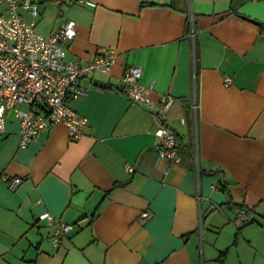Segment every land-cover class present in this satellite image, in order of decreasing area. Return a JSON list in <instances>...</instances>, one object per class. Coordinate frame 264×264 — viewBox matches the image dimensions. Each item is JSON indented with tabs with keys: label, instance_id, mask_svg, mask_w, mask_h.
<instances>
[{
	"label": "crops",
	"instance_id": "crops-1",
	"mask_svg": "<svg viewBox=\"0 0 264 264\" xmlns=\"http://www.w3.org/2000/svg\"><path fill=\"white\" fill-rule=\"evenodd\" d=\"M33 1L47 36L76 22L68 58L110 50L117 58L69 101L89 119L77 140L58 122L23 148L20 121L7 110L0 264H264V0ZM133 64L153 84V105L126 91ZM167 95L175 100L158 113ZM162 115L181 162L159 157ZM14 176L22 182L11 190ZM44 211L75 224L58 245Z\"/></svg>",
	"mask_w": 264,
	"mask_h": 264
},
{
	"label": "built area",
	"instance_id": "built-area-1",
	"mask_svg": "<svg viewBox=\"0 0 264 264\" xmlns=\"http://www.w3.org/2000/svg\"><path fill=\"white\" fill-rule=\"evenodd\" d=\"M2 1L6 4L7 12L0 11V133L6 131V112L11 109L20 121V145L23 148L35 140L43 129L58 122L67 125L72 140L81 138L87 132L89 119L70 106L69 101L88 93L85 80L93 73L109 74L112 71L117 52L110 50L100 53L86 62L68 58L66 44L77 34L74 20H68L59 30L47 36L37 27V2ZM79 1L90 6L97 5L91 0ZM20 7L31 13V20L24 17ZM142 76L141 65H130L124 75V86L134 101L153 105L150 96L153 84H144ZM225 83H232V78L226 77ZM174 100L172 95H167L158 113L168 110ZM160 120L156 131L161 138L159 157L181 162L178 135L163 122L164 115ZM126 168L134 171L130 164H126ZM7 180L11 190L22 182L18 176ZM142 216L147 218L150 213L144 211ZM39 217L55 226L53 240L57 245L63 236L75 228L74 223L65 222L50 211L42 212ZM241 219L250 217L242 213Z\"/></svg>",
	"mask_w": 264,
	"mask_h": 264
},
{
	"label": "trees",
	"instance_id": "trees-1",
	"mask_svg": "<svg viewBox=\"0 0 264 264\" xmlns=\"http://www.w3.org/2000/svg\"><path fill=\"white\" fill-rule=\"evenodd\" d=\"M261 33L264 34V24L261 25ZM86 82V80H85ZM87 83V82H86ZM195 150H196V142L194 141H191L189 144H188V153L190 155L191 158H195ZM224 253V252H223Z\"/></svg>",
	"mask_w": 264,
	"mask_h": 264
},
{
	"label": "rangeland",
	"instance_id": "rangeland-1",
	"mask_svg": "<svg viewBox=\"0 0 264 264\" xmlns=\"http://www.w3.org/2000/svg\"><path fill=\"white\" fill-rule=\"evenodd\" d=\"M253 228V227H252ZM252 228L250 229V230H252ZM248 230V229H247ZM238 239H240V237L238 238Z\"/></svg>",
	"mask_w": 264,
	"mask_h": 264
},
{
	"label": "water",
	"instance_id": "water-1",
	"mask_svg": "<svg viewBox=\"0 0 264 264\" xmlns=\"http://www.w3.org/2000/svg\"><path fill=\"white\" fill-rule=\"evenodd\" d=\"M145 104V103H144ZM148 105V104H147Z\"/></svg>",
	"mask_w": 264,
	"mask_h": 264
}]
</instances>
